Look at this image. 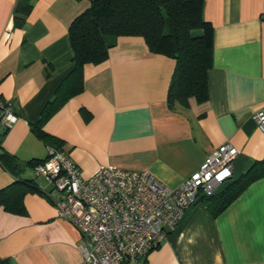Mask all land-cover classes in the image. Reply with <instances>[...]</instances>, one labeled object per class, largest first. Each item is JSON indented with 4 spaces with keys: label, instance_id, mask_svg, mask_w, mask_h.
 Listing matches in <instances>:
<instances>
[{
    "label": "crops",
    "instance_id": "0c3cea01",
    "mask_svg": "<svg viewBox=\"0 0 264 264\" xmlns=\"http://www.w3.org/2000/svg\"><path fill=\"white\" fill-rule=\"evenodd\" d=\"M17 0H0V98L17 121L1 149L24 166L22 212L0 207V264H85L80 233L57 217L50 186L31 163L47 158L32 132L73 69L68 30L88 0H31L14 28ZM213 27L208 100L170 110L166 96L174 60L152 54L142 37H119L108 58L85 65L83 91L43 126L88 178L100 168L148 171L168 187L195 173L229 143L238 150L233 178L217 194L264 163V134L254 115L264 109V0H204ZM260 166V165H259ZM15 179L0 165V190ZM146 264H264V175L217 217L203 202L151 251Z\"/></svg>",
    "mask_w": 264,
    "mask_h": 264
},
{
    "label": "built area",
    "instance_id": "2783aa9c",
    "mask_svg": "<svg viewBox=\"0 0 264 264\" xmlns=\"http://www.w3.org/2000/svg\"><path fill=\"white\" fill-rule=\"evenodd\" d=\"M254 120L264 134V109ZM16 121L9 103L0 98V133ZM237 155L229 143L219 146L177 187L164 185L148 171L113 167L83 178L57 147H47V158L34 174L50 186L43 192L52 198L57 217L80 233L85 264H146L189 209L231 181Z\"/></svg>",
    "mask_w": 264,
    "mask_h": 264
},
{
    "label": "trees",
    "instance_id": "16d2710c",
    "mask_svg": "<svg viewBox=\"0 0 264 264\" xmlns=\"http://www.w3.org/2000/svg\"><path fill=\"white\" fill-rule=\"evenodd\" d=\"M89 7L71 23L68 34L73 69L62 82L51 102L42 111L32 132L47 147L61 148V142L43 131L44 124L71 98L83 91L85 65H98L119 37H142L152 54L175 62L166 101L170 110L186 109L189 101L208 100L207 73L212 63L213 27L203 17L204 0H88ZM31 9V0H17L14 28H21ZM8 130H4V135ZM45 161V160H44ZM31 163L34 168L44 162ZM30 164V163H27ZM16 157L3 152L0 165L14 177L9 187L0 190V207L22 212L24 188L33 189L22 178L24 166ZM238 181L220 193L201 200L212 217L221 214L253 181L264 175V163H258ZM260 165V166H259ZM43 192V189H40Z\"/></svg>",
    "mask_w": 264,
    "mask_h": 264
},
{
    "label": "water",
    "instance_id": "95a60500",
    "mask_svg": "<svg viewBox=\"0 0 264 264\" xmlns=\"http://www.w3.org/2000/svg\"><path fill=\"white\" fill-rule=\"evenodd\" d=\"M3 136H4V130H2L0 133V142L2 141Z\"/></svg>",
    "mask_w": 264,
    "mask_h": 264
}]
</instances>
